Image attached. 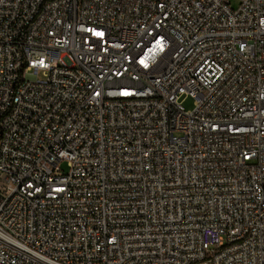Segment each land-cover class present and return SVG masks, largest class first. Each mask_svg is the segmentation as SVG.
Masks as SVG:
<instances>
[{"label": "built area", "instance_id": "1", "mask_svg": "<svg viewBox=\"0 0 264 264\" xmlns=\"http://www.w3.org/2000/svg\"><path fill=\"white\" fill-rule=\"evenodd\" d=\"M0 264H264V0H0Z\"/></svg>", "mask_w": 264, "mask_h": 264}, {"label": "rangeland", "instance_id": "2", "mask_svg": "<svg viewBox=\"0 0 264 264\" xmlns=\"http://www.w3.org/2000/svg\"><path fill=\"white\" fill-rule=\"evenodd\" d=\"M182 103H183V106L185 107L186 110H191L194 108L195 99H193L191 97L190 98L186 97V98L182 99ZM62 167L64 169L68 170L66 163H62Z\"/></svg>", "mask_w": 264, "mask_h": 264}]
</instances>
